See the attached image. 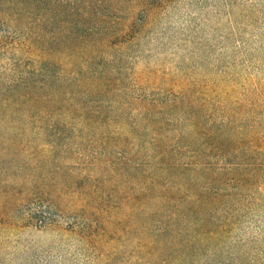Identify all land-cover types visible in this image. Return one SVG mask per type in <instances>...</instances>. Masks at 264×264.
<instances>
[{
    "label": "rangeland",
    "instance_id": "1",
    "mask_svg": "<svg viewBox=\"0 0 264 264\" xmlns=\"http://www.w3.org/2000/svg\"><path fill=\"white\" fill-rule=\"evenodd\" d=\"M21 1L0 264H264V0Z\"/></svg>",
    "mask_w": 264,
    "mask_h": 264
},
{
    "label": "trees",
    "instance_id": "2",
    "mask_svg": "<svg viewBox=\"0 0 264 264\" xmlns=\"http://www.w3.org/2000/svg\"><path fill=\"white\" fill-rule=\"evenodd\" d=\"M34 1H36V0H22L21 3L25 4V5H27L29 3L32 7H34Z\"/></svg>",
    "mask_w": 264,
    "mask_h": 264
}]
</instances>
